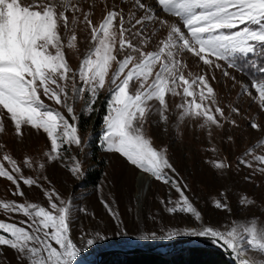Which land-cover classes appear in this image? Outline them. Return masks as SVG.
I'll list each match as a JSON object with an SVG mask.
<instances>
[{
	"label": "snow or ice",
	"instance_id": "6c2138e0",
	"mask_svg": "<svg viewBox=\"0 0 264 264\" xmlns=\"http://www.w3.org/2000/svg\"><path fill=\"white\" fill-rule=\"evenodd\" d=\"M85 4L87 0H0V133L5 132L7 120L21 139L26 128L46 134L51 146L46 153L48 159L62 163L70 159L72 162L64 166L79 177L83 174L81 162L66 155L73 145L83 151L73 104L87 92V112L92 113L107 87L110 98L102 136L105 151L121 154L131 165L174 189L179 198H169L167 213L191 214L194 218L193 226L169 228L162 235L153 231L139 239L208 238L232 255L236 264H257L249 250L264 254V230L256 223L233 222L223 230L206 224L201 211L185 195L187 185L182 186L176 178L178 173L167 149L155 147L146 128L152 115L167 124L169 94L183 99L178 105L180 119L203 120L201 127H208L209 136L212 127H238L235 119L225 115L212 81L216 80V70L235 81L228 69L243 71L238 60L264 56V0H155V7L146 0H119L110 8L105 5L98 23H93L94 4L88 5L87 11ZM78 29L87 31L90 48L78 69H73L65 50H78ZM189 56L197 67L202 65L207 70L190 72ZM253 67L260 77L252 79L250 87H241L264 110V66ZM231 112L239 115L240 109L232 108ZM250 127L264 131V126L255 122ZM211 151L215 153L217 148ZM253 161L255 170L264 173V155L253 156ZM21 163L33 168L31 158ZM21 163L5 152L0 158V177L16 185L14 195L24 196L20 180L27 186L40 185L38 179L23 175ZM209 163L220 174L232 168L226 159ZM240 165L254 167L243 157ZM39 168L44 169L45 164H39ZM45 195L47 206L0 200V209L6 214L19 213L27 218L19 223L0 220V245L15 250L18 259H26L28 264H74L85 248L110 238L99 230L94 234L81 230L74 242L73 202L62 199L55 188L45 190ZM101 202L115 226L123 227L119 212L102 197ZM240 203L252 201L245 198ZM214 207L233 211L226 195L223 201L217 199ZM78 210L85 211L83 207ZM121 234L126 232L117 233Z\"/></svg>",
	"mask_w": 264,
	"mask_h": 264
},
{
	"label": "rangeland",
	"instance_id": "374dc122",
	"mask_svg": "<svg viewBox=\"0 0 264 264\" xmlns=\"http://www.w3.org/2000/svg\"><path fill=\"white\" fill-rule=\"evenodd\" d=\"M25 2H29V0H25ZM118 2L119 0H87L84 7L87 11L88 5L94 4L92 8L93 23H98L106 10L105 5L110 8L113 3ZM146 2L155 7V0H146ZM121 7L125 11L128 10L126 5L121 4ZM77 37L78 50H65L66 58L73 69H78L81 60L90 48V37L86 30L78 29ZM186 59L190 72L199 73L202 69L207 70L202 65L197 67L194 58L189 56ZM114 70L115 65L112 71ZM228 71L236 77L235 81L223 77L221 72L216 70V80L212 81V86L220 106L225 109V115L229 119H235L238 127L231 124H225L224 129L212 127V134L209 136L208 127H201L203 120L189 117L180 119L178 105L183 102V99L181 96L169 94L166 97L169 103L167 124L159 122L157 115H152L146 131L155 147L167 149L170 162L178 173L176 178L182 186L187 185V188L183 189L185 195L189 197L197 210L201 211L206 224L221 227L223 230L225 226L227 228L233 226V222L245 225L256 223L258 228L264 230V173L255 170L256 162L253 161V156L264 155V131L250 127L253 122L264 126V110H261L258 103L248 96L241 87L242 84H247L250 87L254 78L248 77L244 72L236 69H228ZM185 75L187 76L188 73L186 72ZM178 91H182V89ZM253 95H256L254 90ZM109 98L110 93L106 87L93 106L96 111L92 113L87 112V92L83 98L76 100L73 104L74 114L78 117L75 123L78 135L82 140L83 151L73 145L66 155L68 157L75 156L81 162L83 174L79 177L73 176L64 166V164L72 162L70 159L63 163L52 162L48 159L46 153L51 150V146L46 134L26 128L25 135L21 139L16 136L14 125L7 120H5V132L0 133V145H3V148H0V158L5 152L17 159L18 163H21L23 159L31 158L33 168L29 169L21 163L22 172L25 177L30 176L33 179H38L40 185L39 187L37 185L27 186L20 180V191H23L25 195H14L13 193L17 191L16 185L5 177H0V200L38 203L47 206L45 190L55 188L61 198L71 200L74 209H76L73 211L71 223V235L74 242L78 241L81 230L90 234L99 230L102 234L110 237L94 246L85 248L76 258L74 264H95L96 253L101 249L116 246L114 244L116 241H125L127 242L126 246H148L145 244L149 242H156L155 244L168 242L166 240L144 241L139 237L145 234L151 235L153 231L162 235L169 228L190 227L194 223L191 214H169L166 212L165 205H168L169 198L173 200L179 198V194L174 189L162 181L155 180L149 173H144L141 169L131 165L121 154L105 151L102 136L105 130L103 120L107 111L101 117L98 116V112L101 108L100 101ZM232 108H239V115L231 112ZM61 111L66 113L64 109ZM80 113L87 117L83 125L79 122ZM95 133L99 136L98 155L104 160L103 169L95 185H86V171L95 166L89 145V141L91 138L93 139ZM229 136L232 139H229ZM213 147L217 148V152L211 151ZM249 152L251 155H248ZM242 157L253 162V169L242 165L238 167ZM220 159H226V162L232 165L231 170L225 174H220L219 170L209 163V161ZM41 163L45 164L44 169L39 168ZM5 166L9 167L6 162ZM139 174H144V177H139ZM169 174L176 175L171 172ZM245 177L250 179H245ZM225 195L233 209L231 213L216 210L214 207L215 201L217 199L223 201ZM101 197L119 212L123 227L115 226L101 202ZM245 198L252 203H240ZM161 201L164 203L162 204ZM80 207H83L85 211L80 212L78 210ZM26 219L22 214H6L3 209H0V220L19 223ZM196 226H198V222H196ZM118 232H126V234L117 235ZM78 246L81 245L78 244ZM249 255L257 261V264H264V254L250 249ZM18 256L19 254L9 246L0 245V264H28L26 259H18Z\"/></svg>",
	"mask_w": 264,
	"mask_h": 264
},
{
	"label": "trees",
	"instance_id": "16d2710c",
	"mask_svg": "<svg viewBox=\"0 0 264 264\" xmlns=\"http://www.w3.org/2000/svg\"><path fill=\"white\" fill-rule=\"evenodd\" d=\"M238 64L248 77L259 78L261 74L256 71L253 65L264 66V56H250L247 59L238 60ZM100 111L98 116L101 117L106 113L107 99L100 101ZM79 122L81 125L86 122L87 117L80 113ZM99 136L94 134L91 138V158L94 161V168L86 171V185H95L102 172L103 158L99 157L100 145H98ZM156 242L146 243L145 245H153ZM116 246L124 247L127 245L125 241H116ZM101 264H231L225 254L217 248L206 245H186L171 253L161 255L154 252H137L131 254L112 253L104 257Z\"/></svg>",
	"mask_w": 264,
	"mask_h": 264
},
{
	"label": "water",
	"instance_id": "95a60500",
	"mask_svg": "<svg viewBox=\"0 0 264 264\" xmlns=\"http://www.w3.org/2000/svg\"><path fill=\"white\" fill-rule=\"evenodd\" d=\"M195 242H200L203 245L211 246L214 248L219 249L222 251L225 256L229 259L231 264H236L235 260L233 259L232 255H230L227 251L223 248L219 247L217 244H214L208 238H191V237H180L178 239L168 241V242H160L154 245L143 246V245H130L126 247H116L111 246L98 251L95 255V264H101V261L104 257L112 253H124V254H131L137 252H154L157 254L165 255L171 253L177 249H180L186 245H193Z\"/></svg>",
	"mask_w": 264,
	"mask_h": 264
},
{
	"label": "bare ground",
	"instance_id": "6f19581e",
	"mask_svg": "<svg viewBox=\"0 0 264 264\" xmlns=\"http://www.w3.org/2000/svg\"><path fill=\"white\" fill-rule=\"evenodd\" d=\"M144 177V174H139V177ZM197 243H200V242H195V243H193V245H195V244H197ZM202 244V243H201ZM236 262V261H235Z\"/></svg>",
	"mask_w": 264,
	"mask_h": 264
}]
</instances>
